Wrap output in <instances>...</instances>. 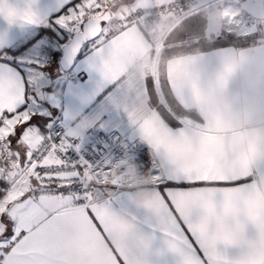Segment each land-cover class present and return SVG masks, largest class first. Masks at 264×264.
Here are the masks:
<instances>
[{"label":"crops","instance_id":"1","mask_svg":"<svg viewBox=\"0 0 264 264\" xmlns=\"http://www.w3.org/2000/svg\"><path fill=\"white\" fill-rule=\"evenodd\" d=\"M155 1L159 0H112L111 10L125 17ZM87 4L86 0H0V133L2 127L12 124L24 112L17 109L24 102L26 88L28 98L32 90L28 78L22 82L11 72L6 62L7 50L37 35L42 27L56 28L53 21L57 17L60 27L67 28ZM223 4L260 20L256 44L184 50L164 58V43L161 52L158 46L165 40L160 41L159 37H166L181 21L175 26L171 15H165L159 25L147 18L129 26L114 20L103 30L114 28L116 32L88 43L84 50L88 61L78 66L91 65L95 79L107 88L105 108H89L81 103L79 97L83 94L79 89H73L78 97L76 104L62 107L67 91L62 86L71 71L64 73L60 67L55 68L61 75L58 85L47 89L55 95L48 110L60 107L59 119L53 117L48 127L38 126L37 131L33 130L38 136L32 139L40 141L56 120L67 126L69 136L87 135L90 143L96 142L95 135L100 131L141 137L149 143L162 170L169 169L172 177L205 182L186 185L203 191L195 200L176 197L169 203L152 195L156 184L136 190L97 186L87 197L42 198L35 194L33 177L24 172L26 152L22 161L18 157L15 164L11 161L19 180L13 181L0 200V240L8 239L5 225L14 227L17 236L24 233L28 237L15 244L10 264H58L61 257L56 251L72 258L86 257L93 264H114L116 251L126 255L131 264H192L193 258L181 250L172 230L175 212L190 217L210 256V264H264V131L254 126L256 120L264 119V111H258L253 120L237 115L252 89L264 90V8L260 7L264 0ZM199 5L188 17L204 15L206 33L218 34L222 17L212 15L214 11L206 3ZM65 7L71 10L65 13ZM149 77L157 89L167 85L185 111L173 115L177 126L151 106ZM47 111L42 112L45 118ZM218 181L239 183H215ZM113 193L133 195V206L141 215L152 217L153 227H143L153 233L154 239L137 238L121 249L119 243L112 247L113 241L96 230L88 219L89 210L98 209L108 229L112 221L105 215V202H109L112 213L120 214L122 210L123 205ZM29 207L32 212L26 211ZM54 230L67 234L70 242L54 240Z\"/></svg>","mask_w":264,"mask_h":264},{"label":"snow or ice","instance_id":"2","mask_svg":"<svg viewBox=\"0 0 264 264\" xmlns=\"http://www.w3.org/2000/svg\"><path fill=\"white\" fill-rule=\"evenodd\" d=\"M260 7L264 8V4H261ZM70 10L71 9L68 7L64 8L65 13ZM53 24L56 26V31L50 32L49 34L56 36L58 42L57 47H40L45 31H47V29H45L33 37L26 38L18 47L15 48V50L11 52V55L7 57L6 62L11 72L15 73V75L18 76L22 82L26 83L27 78L33 75L34 71L40 73L41 79L47 78L51 80L52 77L50 74L52 69L59 68L61 66L65 57L64 45L69 40L70 32L60 27L58 17L57 20L53 21ZM57 32L59 35H57ZM92 42L94 43V40ZM37 47H40V54L46 57L45 61H37L36 63H33L30 59L26 60L25 54L29 50ZM87 47L88 43H83L80 50L77 51L75 56L72 58V66L76 70L72 71V69H69V71H71V75L67 77L65 84L62 86L67 89L64 93L63 101L61 102L62 107H72L76 104L78 97L74 94L73 89L80 90L83 94L82 97H79L80 102L86 103L89 108H99L102 110L108 102L109 97L106 95L107 88L102 85V82L95 79L91 65H87L83 68L78 67L81 64H86L88 61V55H86L84 51ZM44 69L48 70L49 75L47 77H45ZM60 75L61 73L58 72L57 77ZM32 99H37V97L33 95ZM29 103H31V101L28 98L26 88L24 102L19 106L17 111L26 110ZM42 106L45 109H49L47 101H44ZM59 115L60 107H56L47 111V118H45L43 113H33L26 123L38 125L40 128H45L51 124L53 117H57V119H59ZM51 126L55 128V125ZM21 134L22 129H18L16 131L15 138L11 139V143L15 144ZM139 158L147 163V157L143 152L139 153ZM163 171V175L159 172H154V175L159 177V182L156 183L152 195L163 198L166 203H169L176 197L195 200L203 191L202 189L186 188V185L193 183L202 184L205 182L188 180L182 176L172 177L169 169H164ZM246 179L247 178H242V180ZM215 183L235 185L239 183V181H218ZM232 190L237 191L238 189L233 188ZM112 196L121 202L123 207L120 214H115L110 211L109 202H105V205L107 206L105 215L109 216L112 221V227L110 229H108L107 224L102 223L103 216H101V212L98 209L93 208L89 210L88 216V219L96 226V230L100 231L102 235H105L113 241L112 247H115L117 243H119L121 249L129 247L130 242H134L137 238L154 239L153 233L147 232L143 227L145 225L148 228L153 227L152 217L147 213L141 215L138 209L133 206V195L113 193ZM125 200L127 201L126 204L124 203ZM26 211L32 212L33 209L29 207ZM173 220L174 227L172 230L179 239L181 250L193 258L192 264H210V256L207 254V249L201 240L199 232L195 227H193L190 217H184L180 212H175L173 213ZM4 227L5 232L8 235V239L0 240V264H10L9 257L13 247L15 244L27 240L28 237L24 233L17 236V232L14 227L9 228L8 225H5ZM104 229L108 230L104 231ZM9 241H11V243H9ZM4 249H8V251H5ZM55 254L61 257L58 264H93V262L86 257L72 258L69 254H66L63 251H56ZM113 256L115 257L114 264H131V261L127 258V256L122 255L120 251L113 252ZM180 264H183V262L181 261Z\"/></svg>","mask_w":264,"mask_h":264},{"label":"built area","instance_id":"3","mask_svg":"<svg viewBox=\"0 0 264 264\" xmlns=\"http://www.w3.org/2000/svg\"><path fill=\"white\" fill-rule=\"evenodd\" d=\"M86 1V12L77 15V19H85L89 12L92 14V10L107 8L105 5L111 0ZM207 2L209 0H175L164 7L154 6L149 10V15L157 22L166 11L172 10L184 18L197 5ZM222 19L224 31L238 37L255 36L260 25V20L232 6L223 8ZM134 20L127 19L124 24L129 26ZM53 125L55 128L52 127L40 141L32 142L25 160L24 172L35 180V194L38 197H87L97 186L128 189L129 177L136 178L138 188L146 187L159 182L154 172L163 175L160 162L149 143L141 137L100 131L95 135L96 142L90 143L87 135L69 136L67 126L60 120L54 121ZM140 152L147 157V163L139 158ZM145 176L150 179L146 180Z\"/></svg>","mask_w":264,"mask_h":264},{"label":"rangeland","instance_id":"4","mask_svg":"<svg viewBox=\"0 0 264 264\" xmlns=\"http://www.w3.org/2000/svg\"><path fill=\"white\" fill-rule=\"evenodd\" d=\"M171 1H175V0L155 1L152 3V5L150 4L147 7L139 8V9L135 10L134 12H132L130 15L125 16V17H121V15H119V13L117 11L112 12V10H111L112 0H111L109 3H106V5L104 4L105 6H107V8H105V9L103 8L100 10H92V14H94V15H92L89 12L88 16L85 19H82V18L77 19V17L75 16V15H79L82 13L84 14L86 12L85 9L78 11L73 17L74 20L72 18L71 23H69V25L67 26V28L65 27V29L68 30L70 32V36H72L73 35L72 33L78 32L82 29L83 23L88 18L103 14L105 11L109 10V7H110V11L112 13V19L115 21L120 20L123 24H124V21H126L127 19H130V18L133 20L136 18V20H134V23H135V21L138 22L144 18H147V19H150V21L154 25L155 24L159 25L162 22V19L164 18L165 15H171L172 21L176 26L180 21H182L183 19H186L188 16H184V18H182L175 11L171 10V11H166V13L161 17V19L159 21L154 22L149 15V10L152 9L154 6H155V8H156V5H157V7L158 6L164 7L168 2H171ZM223 3L224 2H221L219 0H209V2H207L206 4L212 8L211 12L214 11L212 15L215 14L214 15L215 17H216V15H219L220 17H222V11L224 8ZM202 6H204V3H201L199 5V7H202ZM147 10H148V12H146ZM221 20H222L221 31L226 33L224 31L223 19L221 18ZM107 24H105V25L107 26ZM108 31H109V29H107V28L105 30H103L104 34L101 33L99 36L100 38L98 37L97 39H102L101 37H103ZM221 31L218 34H220ZM170 32L167 33V36L170 34ZM218 34H216V35H218ZM226 34H228V33H226ZM167 36L166 37H163V36L159 37L160 41L165 40L167 38ZM94 41H96V40H94ZM160 41H159V43L161 44ZM91 43L92 42H90V44ZM163 43H165V42L163 41L161 46H158V48L161 47L159 52H161V50L163 48ZM43 46L57 47L58 43L51 44L47 41L46 38H42V43H41L40 47H43ZM40 47L29 50L25 54V59L26 60L30 59L31 62H33V63H36L37 61L44 62L46 57L44 55L40 54ZM156 59H157L156 60V63H157V61L159 59V55L156 56ZM58 71H59V69H57V71H55L54 68L52 69V72L50 74L52 77L51 80H49L47 78L41 79L40 73L37 71H34L33 75L28 77L29 82H30V88L32 89L29 92V100L31 101V103H29L27 109L24 110V112L18 114L16 116V118H14L12 120L13 121L12 124L4 126V128L2 127V129H1L0 150L2 152V155H0V178L7 181L9 184V187H11L13 181H16L18 178H16V176L13 180L9 178V176H8V171H9L8 162L13 165V163L15 162L17 157H18V160L22 161V159L26 155V152L28 153V151H29V150L27 151V149H30V147H31L32 139L37 138L38 135H35V133H33V130L36 129V131H37L38 125L27 124L26 122L29 120L30 116L33 113H42L45 110L46 111L48 110V109L43 108V106H42L44 101H47L48 105H51L52 102L54 101V97H55L54 93L47 91V89L49 87L52 89V87H55L58 85V82L60 80V76L57 77ZM44 74H45V77H47L49 75L47 69H44ZM34 76H36V78H40V79L37 80V79H35ZM33 95H35L37 97V99H32ZM51 128H49L47 131H50ZM18 129H22V134H21L20 138L16 141V143L12 144L11 139L15 138V134H16V131ZM38 132H39V134L41 133L40 131H38ZM11 161H13V163H11ZM24 179H25V177H24Z\"/></svg>","mask_w":264,"mask_h":264},{"label":"trees","instance_id":"5","mask_svg":"<svg viewBox=\"0 0 264 264\" xmlns=\"http://www.w3.org/2000/svg\"><path fill=\"white\" fill-rule=\"evenodd\" d=\"M113 21L114 20H111L109 23L113 24ZM109 23L107 25H109ZM45 29H47V31H45V35L43 38H46L47 41L51 44L58 43L56 36L49 34L50 32L56 31V29L53 28L52 26L42 27L39 30V32ZM206 29H207V18L202 14H196L187 17L186 19L181 21V23H179V25L176 26L165 39L164 58L170 57L178 53L179 51H184V50L209 51V50L220 49L231 46H235V47L250 46L257 43V40L255 38L257 37L256 36L257 34L253 37H238L232 34H226L223 31H221V33L218 35L209 36L206 33ZM115 32L116 29L112 28L105 35L106 37H110ZM102 34H104L103 31ZM57 35H59L58 32ZM71 37L72 36H69V40L71 39ZM13 50H15V48L7 50L6 54L10 56ZM1 59L2 61L5 60L3 56L1 57ZM148 88H149L151 106L154 109H157L159 113L171 125L177 126L178 123L175 121L173 115H179L181 113H184L185 111L174 100L173 95H171L167 85L164 84L161 89H157L156 86L154 85L153 79L149 77ZM163 100L165 104L163 103ZM8 189H9L8 182L0 178V200L6 196Z\"/></svg>","mask_w":264,"mask_h":264},{"label":"water","instance_id":"6","mask_svg":"<svg viewBox=\"0 0 264 264\" xmlns=\"http://www.w3.org/2000/svg\"><path fill=\"white\" fill-rule=\"evenodd\" d=\"M111 19L112 13L110 10L105 11L101 15L90 17L83 23L82 29L72 35L69 42L64 45L65 57L60 66V69L64 73H68L70 72L69 69H73L72 58L75 56V53L80 50L81 45L85 42L90 43L96 40L102 33L104 25L109 23ZM8 167V176L13 180L16 176V172L12 164L9 163Z\"/></svg>","mask_w":264,"mask_h":264},{"label":"clouds","instance_id":"7","mask_svg":"<svg viewBox=\"0 0 264 264\" xmlns=\"http://www.w3.org/2000/svg\"><path fill=\"white\" fill-rule=\"evenodd\" d=\"M258 111H264V90L254 88L251 91L250 97L246 100L245 106L239 110L237 115L245 120H253ZM254 126L264 131V119L256 120ZM145 179H150V177L145 176ZM126 186L129 190H136L138 188L136 178L129 177V182ZM52 235L54 240L64 243L70 242V237L62 231L54 230Z\"/></svg>","mask_w":264,"mask_h":264},{"label":"flooded vegetation","instance_id":"8","mask_svg":"<svg viewBox=\"0 0 264 264\" xmlns=\"http://www.w3.org/2000/svg\"><path fill=\"white\" fill-rule=\"evenodd\" d=\"M8 164H9V162H8Z\"/></svg>","mask_w":264,"mask_h":264}]
</instances>
